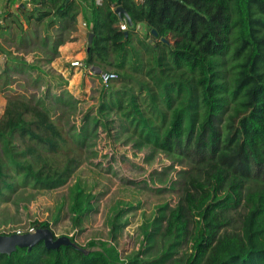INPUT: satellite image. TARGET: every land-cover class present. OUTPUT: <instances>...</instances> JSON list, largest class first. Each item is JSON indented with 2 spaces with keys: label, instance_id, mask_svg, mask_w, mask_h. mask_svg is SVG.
I'll return each instance as SVG.
<instances>
[{
  "label": "trees",
  "instance_id": "obj_1",
  "mask_svg": "<svg viewBox=\"0 0 264 264\" xmlns=\"http://www.w3.org/2000/svg\"><path fill=\"white\" fill-rule=\"evenodd\" d=\"M30 1L39 6L31 10L38 11L37 20L53 9L60 25L56 45L71 38L79 15L93 33L84 65L100 72L111 68L117 75L112 81L118 80L117 87L112 81L103 85L99 111L117 116L108 122L118 123L141 145L179 159L209 161L230 174L227 190L218 195L214 189L197 205L204 223L195 225L191 264H264V0ZM7 2L28 10L20 0ZM116 6L130 16L125 31L119 29L123 16L113 11ZM140 23L150 31V23L160 26L173 41L153 40L149 33L140 37ZM116 30L121 47L113 42ZM42 73L35 79L50 76ZM58 76L59 82L49 88L60 87L63 77ZM42 104L39 108L28 98H7L0 117L1 196L4 189L14 192L17 186L62 187L80 164L74 156H65V162L58 158L66 141ZM246 181L253 185L243 191ZM69 191L68 211L73 226L79 227L93 210L95 196L80 180ZM241 205L239 231L219 234V215ZM167 217L163 235H174L158 259L161 264L173 258L172 251L188 234L183 204ZM118 218L111 222L113 237ZM34 223L51 228L48 221ZM146 236L151 239L150 233ZM85 247L86 253L72 245L47 248L40 241L31 249L0 253V264H127L106 241L91 239ZM138 261L137 255L130 259L131 264Z\"/></svg>",
  "mask_w": 264,
  "mask_h": 264
},
{
  "label": "rangeland",
  "instance_id": "obj_2",
  "mask_svg": "<svg viewBox=\"0 0 264 264\" xmlns=\"http://www.w3.org/2000/svg\"><path fill=\"white\" fill-rule=\"evenodd\" d=\"M21 3L22 6H33L29 0H21ZM24 11L18 4L8 5L7 0H0V94L4 97L28 98L39 108H43L42 102L45 103L66 141L58 158L65 162V156H74L80 164L64 187L36 190L30 186H17L14 192L4 189L3 195H0V234L8 235L16 229L26 231L31 226L37 229L40 227L34 221H48L55 237L66 235L86 248L87 240H78L82 230L74 228L68 211L69 187L80 180L87 186L88 192L98 199L99 214H94L92 221L108 228L105 231L101 228L100 237L110 238L111 222L119 215L116 223L120 230L113 245L127 264H131L130 259H134L135 255L139 261L134 264H161L158 259L169 249L174 235H163L167 216L179 203L183 204L187 213L188 234L172 251L173 258L162 264H191L192 236L196 222L202 221L197 205L208 194L214 193V189L218 195L227 190L230 174L225 168L209 161L196 163L141 145L118 123L108 122L117 119V116L114 111H99L101 96L105 92L99 77L71 64L75 60L83 61L86 53L88 31L82 26L83 19L77 18L68 44L59 50L55 46L53 50L49 42H53L58 29H50L52 24L49 21L53 24L59 21L55 14L52 20L42 24L31 23L29 26L25 14H22L24 23H20L19 18ZM15 13H19L20 17ZM28 26L38 33V37H45V45L49 44V51L56 54L50 66L46 67L38 61L33 65L26 60L24 62L28 64H24L23 60L18 59L19 56L13 54V50L18 48L17 52H22L20 57L24 58L39 55L38 52L31 54L29 49L43 51L39 43L30 48H21L26 39L23 40L22 34L27 33ZM149 27H153L151 31L147 30L145 23H140L136 32L140 37L149 33L153 40L159 37L173 41L171 35L160 26L150 23ZM115 34L114 45L121 47L122 38L118 30L114 31ZM106 71L115 73L111 68ZM42 72L51 76H46L44 81L39 77L35 79L37 75L43 76ZM52 72L56 74L52 75ZM58 74L63 77L61 88H49L59 82ZM112 83L117 87L118 80ZM86 136L90 137V142L85 141ZM252 185L246 181L243 191ZM213 201L208 203V207H212ZM243 212L241 205L223 216L219 215L223 226L218 233L239 231ZM86 230L85 225L83 232ZM146 233H150V240ZM106 243L112 245L111 242Z\"/></svg>",
  "mask_w": 264,
  "mask_h": 264
},
{
  "label": "crops",
  "instance_id": "obj_3",
  "mask_svg": "<svg viewBox=\"0 0 264 264\" xmlns=\"http://www.w3.org/2000/svg\"><path fill=\"white\" fill-rule=\"evenodd\" d=\"M101 1L102 0H100V3H101ZM20 3H21V0H20ZM31 3L33 4V6L32 7H31V5L28 6V10H25L23 13H21V17H20V14L19 13H15V14H19L20 23H22V24L24 23V20L22 19V16H23L22 14H25V16L27 17V19L29 21V26H31V23H33V24H42V23L46 22L47 20H52L54 18V17H52V15L54 14L53 9L52 8H49L50 14L48 16L42 18L41 20H37L36 17L38 16V11L37 10L31 11V10L34 8V6H36V7H39V6L38 5H35L33 2H31ZM18 6H19V4H18ZM43 9H45V8H43ZM78 17H80L81 19H83L81 15H79ZM49 22H51V21H49ZM84 23H85V21L83 20L82 21V26H84V28H86L87 31H88L87 25H86V23L84 25ZM29 26H28V29H27V33H24L25 37L22 34L23 40H24V38H26V39H25L23 45L21 46V48H30L32 45H35V44H38L39 43V44H41V46L43 48L42 49L43 51H41V50L34 51L32 49H29L28 51H32L31 54H36L38 52L39 55L36 54V55H34V57L24 58V57H20L22 55V52H17V50L19 51V48H18L16 51H14L12 49L13 50V54L16 55V56H19L18 59L23 60L22 62L24 64H28V63H25L24 60L28 61L30 64H33V65L34 64H37V61H38L39 64H43L44 66L48 67V66H50L52 64L53 59H54V56L56 54H54V52H50L49 51V49H48L49 44L48 45H45L47 43V42H45V39H44L45 37L44 38H43V36L41 38L38 37V33L35 32V30H32ZM50 27H51L50 29H55L53 31H56V29H58L57 32H55V35H57V33L59 31L58 21L56 20L54 22V24L52 23V25H50ZM33 33H35V34L32 35ZM44 36H46V34ZM55 37H54V39H55ZM54 39H53V42L52 41L49 42L50 43V46L51 47L53 46V50H55V46H57L56 49L59 50L60 48L64 47V45H67L68 44V41H65V42H63L61 44H57L56 45ZM0 58H2L1 57V54H0ZM52 73H53L52 75H55L56 74L55 72H52ZM7 98L8 97H4L3 95L0 94V117L4 113V110H5V107H6V103H7ZM66 185H67V183L64 186H66ZM64 186H62V187H64ZM92 203H93V210L91 212H89L88 214H86L83 217L82 222H81V225L79 227H74V228H81L80 231L82 230L81 235H79V239L78 240L82 242L83 240L89 241L91 239H95V240H99L100 239V240H103V241H106V242H111L112 244H114V241L117 238L116 233L119 232L120 226L118 228L119 230H117L114 233L115 234L114 237L112 236V233H110V238H104L105 236L104 237H100L99 233H100L101 228H103V226L99 222H97V224H95L92 221V216L94 214H96V213L99 214V208H98L99 202H98V199H96V196H95V199L92 200ZM97 221H99V219H97ZM85 225H86L87 230L84 233L83 232V228H84ZM51 229H53V228L51 227ZM103 229L105 231L108 228L106 227V228H103ZM109 230H110V228H109Z\"/></svg>",
  "mask_w": 264,
  "mask_h": 264
},
{
  "label": "water",
  "instance_id": "obj_4",
  "mask_svg": "<svg viewBox=\"0 0 264 264\" xmlns=\"http://www.w3.org/2000/svg\"><path fill=\"white\" fill-rule=\"evenodd\" d=\"M115 13L119 18L125 17L127 23L131 24V19L126 10L122 6H116L114 9ZM127 33L125 32V35ZM93 33L89 32L87 35V45L92 41ZM88 50V48H86ZM92 70L96 74H99L101 69L97 66L92 67ZM54 233L50 228H37L34 232H26L22 234L11 233L8 235L0 234V253H10L15 251L18 247L31 249L36 243L42 241L47 248H57L60 245H72L76 248L81 249L83 252H87V249L81 247L80 245L74 243L66 235H61L54 237Z\"/></svg>",
  "mask_w": 264,
  "mask_h": 264
},
{
  "label": "built area",
  "instance_id": "obj_5",
  "mask_svg": "<svg viewBox=\"0 0 264 264\" xmlns=\"http://www.w3.org/2000/svg\"><path fill=\"white\" fill-rule=\"evenodd\" d=\"M96 2L100 3V0H96ZM28 4H29V2H28ZM27 7H28V5H27ZM114 9H115V7H113V11H114ZM127 24L128 23H127L125 17H123L119 23V29L122 31H125L127 29ZM84 25H85V23H84ZM71 64L74 66H77L79 68L87 70L89 74H93L92 70L86 68L83 61H81V60H75ZM98 77H99V80H100L102 85H107L110 81H112L113 79H116L117 75L113 72L104 71V72H100ZM35 229H36L35 227L31 226V227H28L26 229V231L21 230V229H16L14 231V233L22 234V233H26V232H34Z\"/></svg>",
  "mask_w": 264,
  "mask_h": 264
}]
</instances>
